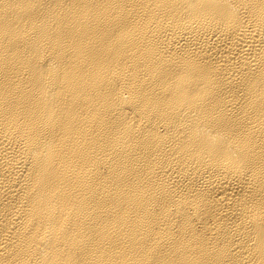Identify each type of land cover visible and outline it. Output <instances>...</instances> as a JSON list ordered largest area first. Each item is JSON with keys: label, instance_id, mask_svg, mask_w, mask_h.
<instances>
[{"label": "bare ground", "instance_id": "1", "mask_svg": "<svg viewBox=\"0 0 264 264\" xmlns=\"http://www.w3.org/2000/svg\"><path fill=\"white\" fill-rule=\"evenodd\" d=\"M0 264H264V0H0Z\"/></svg>", "mask_w": 264, "mask_h": 264}]
</instances>
